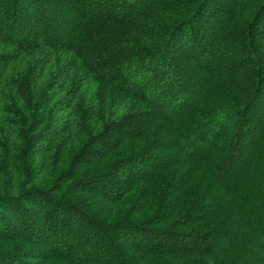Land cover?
Wrapping results in <instances>:
<instances>
[{
    "label": "trees",
    "instance_id": "trees-1",
    "mask_svg": "<svg viewBox=\"0 0 264 264\" xmlns=\"http://www.w3.org/2000/svg\"><path fill=\"white\" fill-rule=\"evenodd\" d=\"M0 264H264V0H0Z\"/></svg>",
    "mask_w": 264,
    "mask_h": 264
},
{
    "label": "rangeland",
    "instance_id": "rangeland-1",
    "mask_svg": "<svg viewBox=\"0 0 264 264\" xmlns=\"http://www.w3.org/2000/svg\"><path fill=\"white\" fill-rule=\"evenodd\" d=\"M91 87H92V89L89 92L88 91H85L86 93H85L84 96H86V97L95 96L96 93L99 92V91L96 92V90H98V89H96L95 86H91Z\"/></svg>",
    "mask_w": 264,
    "mask_h": 264
}]
</instances>
